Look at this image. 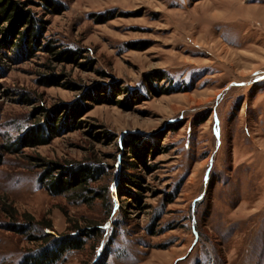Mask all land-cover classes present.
Segmentation results:
<instances>
[{
  "label": "rangeland",
  "instance_id": "374dc122",
  "mask_svg": "<svg viewBox=\"0 0 264 264\" xmlns=\"http://www.w3.org/2000/svg\"><path fill=\"white\" fill-rule=\"evenodd\" d=\"M18 1L42 36L31 57L0 47V264L37 249L29 235L89 229L98 236L55 264H264V0H55L56 15ZM99 89L103 104L84 100ZM53 113L68 130L8 152ZM131 138L142 162L123 145ZM76 163L104 171L88 204L41 182ZM126 175L140 180L122 184L138 204L117 191Z\"/></svg>",
  "mask_w": 264,
  "mask_h": 264
},
{
  "label": "trees",
  "instance_id": "16d2710c",
  "mask_svg": "<svg viewBox=\"0 0 264 264\" xmlns=\"http://www.w3.org/2000/svg\"><path fill=\"white\" fill-rule=\"evenodd\" d=\"M38 4L48 13L60 14L63 12L61 6L55 0H37ZM24 4L20 3L18 0H0V47L9 46L10 51L14 52L15 57H31L34 54V50L41 40L42 26L39 20H37L30 11L24 10ZM43 52L53 55L59 62H69L71 64L79 65L77 60L80 54L72 50H60L57 49L53 44L47 43L41 46ZM39 50V49H38ZM83 67L84 65H79ZM52 77H44V86H53L60 84L57 81H52ZM54 79V78H53ZM151 91V89H150ZM104 89H99L94 91L90 96L84 100H94L97 104H103L105 97L102 95ZM167 91L159 93V95L166 94ZM96 94V95H93ZM96 98V100H95ZM27 102V100H26ZM86 103L79 101L76 107L71 108L68 111V120L72 123L73 120L78 118L86 110ZM70 109V108H69ZM65 120L60 119L56 116V113L48 115L42 122L36 123V125L30 127L25 131L24 134L19 136L13 144L7 147L8 152L18 153L24 148H36L38 146L49 144L55 137L59 135L60 130H68ZM70 125V124H69ZM127 146L128 152L131 154V158L137 159L142 162L145 153H139V144L136 139L131 138L127 143L123 142V145ZM128 144V145H127ZM146 153L154 156L153 148L150 150L148 145H146ZM150 150V151H149ZM133 167L134 164L131 163ZM129 169V168H128ZM103 169L101 167L92 164H69L66 166L49 167L45 170L42 175V184L49 195L59 196L66 193H71L76 199L81 200V202L88 204L92 201L94 197V192L91 191L90 187L92 184L99 180V177L103 174ZM135 178V179H132ZM140 180L132 175H126L122 178V183L117 188L120 196H126L132 199L133 203L138 204L140 196L133 194L125 189H123L122 184L126 183L130 186L136 188L139 187ZM98 197H96L97 199ZM173 197H171L167 202H171ZM14 215V212L12 213ZM32 219L29 218V221ZM49 227V224H46ZM27 227H15L13 225L9 226L8 230H13L21 234H26ZM151 235L155 233L150 230ZM85 238H93L98 236L95 229H89L81 235L78 231L74 234L62 235L54 237L51 234L45 233L39 238H35L32 235L28 236V242H39L40 246L35 249L32 253L25 256L21 264H55L57 263L62 255L72 250H80L83 248ZM97 264H102L99 262Z\"/></svg>",
  "mask_w": 264,
  "mask_h": 264
}]
</instances>
